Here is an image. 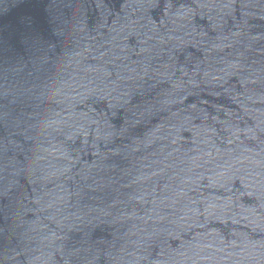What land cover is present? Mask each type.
<instances>
[{"label":"water","instance_id":"1","mask_svg":"<svg viewBox=\"0 0 264 264\" xmlns=\"http://www.w3.org/2000/svg\"><path fill=\"white\" fill-rule=\"evenodd\" d=\"M258 0H0V264H217Z\"/></svg>","mask_w":264,"mask_h":264}]
</instances>
